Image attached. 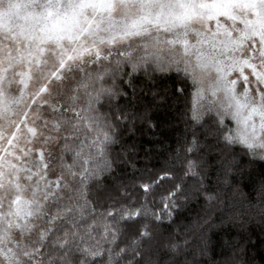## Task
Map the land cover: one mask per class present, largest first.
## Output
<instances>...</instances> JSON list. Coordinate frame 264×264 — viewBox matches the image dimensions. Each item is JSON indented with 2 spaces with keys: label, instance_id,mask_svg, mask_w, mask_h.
I'll return each instance as SVG.
<instances>
[{
  "label": "snow or ice",
  "instance_id": "obj_1",
  "mask_svg": "<svg viewBox=\"0 0 264 264\" xmlns=\"http://www.w3.org/2000/svg\"><path fill=\"white\" fill-rule=\"evenodd\" d=\"M173 71L191 83L180 167L126 179L125 132L158 126L132 102L167 101ZM245 161L264 163V0H0V264H201L156 230Z\"/></svg>",
  "mask_w": 264,
  "mask_h": 264
},
{
  "label": "trees",
  "instance_id": "obj_2",
  "mask_svg": "<svg viewBox=\"0 0 264 264\" xmlns=\"http://www.w3.org/2000/svg\"><path fill=\"white\" fill-rule=\"evenodd\" d=\"M159 88L166 94L167 101L159 98L153 103L151 93H147L140 100H134L132 111L139 109L141 114L147 112L152 123L158 126L149 129L147 124L137 121V131L134 134L125 132L123 143L115 149L131 150L135 145L139 171L133 172L131 167L125 166L119 171L127 172L126 179L133 175L144 179H155L149 177L147 172L160 174L162 169H172L176 172L179 161L174 157L184 154L186 141L191 139L188 135V127L183 122L180 112L183 111L184 102L181 99L175 102L174 93L179 88L191 90V83L187 81L182 73L175 71L167 73L157 81ZM187 91L185 95H187ZM159 104V107L155 105ZM150 149L148 156L144 155L141 148ZM194 159V155H189ZM182 174V173H177ZM264 178V163L256 162L248 165L238 173L230 185L217 183L216 176L209 177L205 181V189L196 195H189L187 200H181L177 208L173 210L172 219L165 215L164 220L158 226L156 232L163 245L170 242L181 246L182 252H195L201 264H264V230L259 218L261 200L259 186ZM171 180L163 182L164 187H170ZM188 191L191 192L195 185L194 179H185ZM163 191V189H160ZM213 195L215 199L209 200ZM159 203V197H157ZM185 240L188 241L185 246ZM207 243L206 254L199 255V249ZM245 249L243 253L240 248ZM153 256V259H158ZM167 259V257H165Z\"/></svg>",
  "mask_w": 264,
  "mask_h": 264
}]
</instances>
